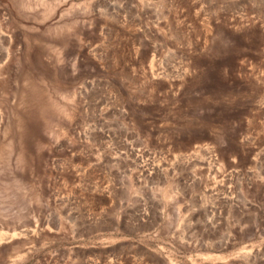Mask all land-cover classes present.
<instances>
[{"label":"rangeland","instance_id":"rangeland-1","mask_svg":"<svg viewBox=\"0 0 264 264\" xmlns=\"http://www.w3.org/2000/svg\"><path fill=\"white\" fill-rule=\"evenodd\" d=\"M0 264H264V0H0Z\"/></svg>","mask_w":264,"mask_h":264}]
</instances>
